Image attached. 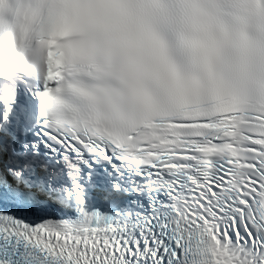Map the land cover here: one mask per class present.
<instances>
[{
	"label": "snow or ice",
	"instance_id": "6c2138e0",
	"mask_svg": "<svg viewBox=\"0 0 264 264\" xmlns=\"http://www.w3.org/2000/svg\"><path fill=\"white\" fill-rule=\"evenodd\" d=\"M0 264H264V0H0Z\"/></svg>",
	"mask_w": 264,
	"mask_h": 264
}]
</instances>
